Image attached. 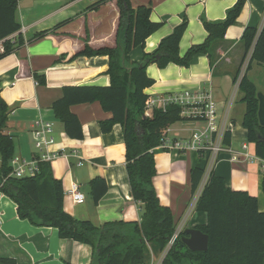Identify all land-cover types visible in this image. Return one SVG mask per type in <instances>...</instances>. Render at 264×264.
<instances>
[{
	"label": "crops",
	"instance_id": "0c3cea01",
	"mask_svg": "<svg viewBox=\"0 0 264 264\" xmlns=\"http://www.w3.org/2000/svg\"><path fill=\"white\" fill-rule=\"evenodd\" d=\"M99 0H19L15 22L21 26L18 33L9 37L15 43L21 37L23 44L0 59V93L7 105L5 133L13 137L15 149L12 169L22 163L30 164L36 155L33 127L39 119L53 124L55 140L48 150L61 155L49 163L54 177L61 181L63 195L72 182L85 195L82 204H74L63 197L64 211L72 218L90 221L101 227L107 222L141 221L142 208L130 195L125 171V144L121 125L109 132L100 131V122L110 118L98 102L70 106L82 127L81 140L68 138L64 126L51 110L53 101L62 96L69 86L106 87L110 83L107 73L109 58L105 55L74 57L89 46L115 48L118 29L116 1H107L97 9H89ZM131 7L150 6L149 19L161 27L152 33L143 46L128 54L131 63L139 62L144 54L153 53L162 40L175 28L186 23L178 54L205 42L206 24L222 23L237 0H129ZM244 6L229 27L223 39L215 41L209 55L199 53L189 65L174 63L159 67L151 63L147 76L153 80L144 93L150 98L189 92H210L218 104V115L228 119L231 135L227 146L231 153H222L214 166V174L223 179L233 191L247 192L258 201L264 212V194L261 178L262 161L256 157L254 144L247 142L242 127L245 104L240 101L238 82L233 77L239 70L246 52L241 40L247 27L261 30L264 27V0H244ZM45 35L37 37L40 33ZM249 52L243 65L248 63ZM246 76L264 94V67L252 62ZM39 77L44 78L40 84ZM203 123L176 122L168 128L165 137L182 141ZM245 146V149L242 148ZM156 173L152 179L159 203L168 207L174 219V231L203 227L207 223L204 213L194 210L189 174L197 160L195 152H169L153 149ZM237 154V155H235ZM67 157H65V156ZM237 157L232 162V157ZM82 162V165L79 163ZM102 178L106 184L104 196L95 204L89 195V183ZM195 199V197H194ZM193 200V201H192ZM17 207L0 192V259L13 258L17 264H90L91 247L61 239L57 230L37 227L28 220H20ZM188 222V227L185 223ZM152 258L150 264H161ZM156 260V261H154Z\"/></svg>",
	"mask_w": 264,
	"mask_h": 264
},
{
	"label": "trees",
	"instance_id": "16d2710c",
	"mask_svg": "<svg viewBox=\"0 0 264 264\" xmlns=\"http://www.w3.org/2000/svg\"><path fill=\"white\" fill-rule=\"evenodd\" d=\"M19 0H0V43L4 52L0 59L10 53L15 46L22 45L21 37L11 43L9 37L21 29L15 22V12ZM111 0H99L89 9ZM118 7L117 44L115 48L100 47L84 49L74 57L105 55L109 58L107 73L110 83L106 87L69 86L62 89V96L53 101L51 110L64 126L70 139L82 138V127L70 106L98 102L110 118L100 122V131L109 132L115 125H121L125 144V171H127L130 195L140 203L141 221L107 222L101 227L90 221L72 218L64 211L61 181L54 177L50 165L38 163V174L22 179L14 177L11 160L15 149L13 137L5 133L8 109L0 93V192L17 207L20 220H28L33 225L57 230L61 239H71L91 247L90 264H150L152 257L163 254L174 233V219L168 207L159 203L152 179L156 173L154 154L165 137L170 125L185 121L181 109L168 105L162 110L156 105L148 109L151 98L144 90L151 86L145 69L151 63L166 67L169 63L187 66L199 53L209 55L215 41L224 38L226 30L236 22L244 0H237L222 23L206 24L207 39L199 46L189 48L183 58L178 54L181 37L186 23L161 41L153 52L144 54L139 62L131 63L128 54L133 48L143 46L147 38L157 31L160 23L149 19L151 7H131L129 0H114ZM40 33L37 37L44 36ZM245 57L249 60L242 74V66L233 77L238 82L240 101L245 104L241 125L246 130L247 142L254 144L255 155L264 162V128L257 118L258 93L256 85L246 76L252 62L264 67V27L261 30L247 27L241 35ZM40 84L44 78L39 77ZM224 145H228L231 135L224 134ZM208 153H199L196 164L191 168L189 179L191 195L194 196L206 170ZM197 198L194 210L205 213L207 223L196 229L209 237L205 252L188 251L181 238L168 249L161 264H264V212L259 211L258 201L244 191H233L224 184L221 177L210 175ZM89 195L96 204L105 194V181L98 177L89 183ZM264 194V171L261 178ZM0 264H17L13 258H2Z\"/></svg>",
	"mask_w": 264,
	"mask_h": 264
},
{
	"label": "built area",
	"instance_id": "2783aa9c",
	"mask_svg": "<svg viewBox=\"0 0 264 264\" xmlns=\"http://www.w3.org/2000/svg\"><path fill=\"white\" fill-rule=\"evenodd\" d=\"M4 52L3 43H0V54ZM247 64L242 66V74L245 72ZM158 105L162 110H165L168 105H176L181 109L180 116L184 120L203 123L201 129H196L187 139L182 141H170L167 137H164L159 148L163 151L169 152L170 150L178 151L179 153H186L187 151L199 153H208V160L206 164V170L203 178L200 182L195 196V203L200 196L204 184L212 173H214V166L219 160V156L222 153H231L227 146L224 145V134L228 131V119L226 116L219 117L218 104L213 101L210 92H189L185 91L182 94L168 95L167 97L151 98L148 104V109L152 110ZM53 124L43 121L42 119L34 122L33 127V139L34 149L36 155L34 160L30 164L22 163L16 168L12 169V175L16 178L22 179L23 177H32L38 174V163L45 162L50 163L56 157L61 155L59 151L50 152L48 148L54 144L55 140L52 137ZM245 149V146H242ZM237 155V154H235ZM65 156V155H64ZM67 157V156H65ZM237 157H232L231 161L235 162ZM15 162L11 160V165ZM82 165V162L79 163ZM261 167L264 169V162L261 163ZM65 198L74 204H82L85 201V195L79 189V186L72 182L68 190L65 192ZM183 225L177 228L172 234V238L168 242L167 247L163 251L162 258L167 254L168 249L177 240L179 234L182 232Z\"/></svg>",
	"mask_w": 264,
	"mask_h": 264
},
{
	"label": "water",
	"instance_id": "95a60500",
	"mask_svg": "<svg viewBox=\"0 0 264 264\" xmlns=\"http://www.w3.org/2000/svg\"><path fill=\"white\" fill-rule=\"evenodd\" d=\"M258 101L257 118L259 126L264 128V94L257 93ZM183 237L181 241L192 252H205L208 245L209 237L207 234H203L200 230L195 228H188L182 231Z\"/></svg>",
	"mask_w": 264,
	"mask_h": 264
},
{
	"label": "rangeland",
	"instance_id": "374dc122",
	"mask_svg": "<svg viewBox=\"0 0 264 264\" xmlns=\"http://www.w3.org/2000/svg\"><path fill=\"white\" fill-rule=\"evenodd\" d=\"M194 197H195V196H194ZM194 197H193V200H194ZM193 200H192V201H193ZM188 225H189V224H188V222H187V223H185V226H186V227H188ZM183 227H184V225H183ZM182 231H183V229H182ZM161 255H162V254H161ZM152 258H153V257H152ZM159 258H160V255H159V256H156V257H154V259H159ZM151 261H152V259H151ZM154 261H156V260H154Z\"/></svg>",
	"mask_w": 264,
	"mask_h": 264
}]
</instances>
